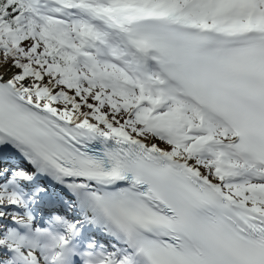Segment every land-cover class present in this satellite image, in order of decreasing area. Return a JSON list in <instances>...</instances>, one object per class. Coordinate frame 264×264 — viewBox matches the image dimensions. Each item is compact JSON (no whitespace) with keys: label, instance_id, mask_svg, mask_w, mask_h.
I'll return each mask as SVG.
<instances>
[{"label":"snow or ice","instance_id":"1","mask_svg":"<svg viewBox=\"0 0 264 264\" xmlns=\"http://www.w3.org/2000/svg\"><path fill=\"white\" fill-rule=\"evenodd\" d=\"M0 264H264V0H0Z\"/></svg>","mask_w":264,"mask_h":264}]
</instances>
